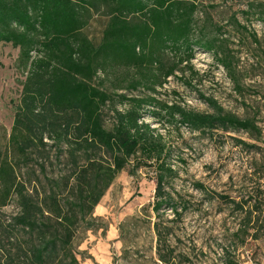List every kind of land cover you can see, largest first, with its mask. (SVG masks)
Returning a JSON list of instances; mask_svg holds the SVG:
<instances>
[{
  "label": "trees",
  "instance_id": "obj_1",
  "mask_svg": "<svg viewBox=\"0 0 264 264\" xmlns=\"http://www.w3.org/2000/svg\"><path fill=\"white\" fill-rule=\"evenodd\" d=\"M198 2L0 0V50L19 49L27 70L0 155V208L14 202L19 211L1 229L7 240L1 264H80L74 249L79 231H105L94 216L102 198L119 174L142 170L153 173L156 185L150 209L158 261L195 264L194 250L177 253L172 246L182 242L177 224L190 210L175 189L187 162L153 123L164 117L178 130L187 127L209 139L219 131H243L258 141L261 132L253 120L226 113L213 98L201 96L212 113L156 105L157 89L192 61L196 49L212 53L234 73L227 42L206 34L210 22H198ZM247 9L244 17L264 21V3L249 2ZM101 10L108 21L95 45L85 30ZM233 22L245 29L235 17ZM215 29L222 37L225 27ZM168 55L176 59L172 67L165 64ZM119 73L125 74L122 83L105 88ZM234 141L253 154L246 172L253 186L234 197L195 184L227 208L233 226L215 239L216 257L205 261L209 253L199 252L200 264H241L239 249L264 240V158L258 146ZM48 167L59 170L45 182Z\"/></svg>",
  "mask_w": 264,
  "mask_h": 264
},
{
  "label": "rangeland",
  "instance_id": "obj_2",
  "mask_svg": "<svg viewBox=\"0 0 264 264\" xmlns=\"http://www.w3.org/2000/svg\"><path fill=\"white\" fill-rule=\"evenodd\" d=\"M249 2L261 4L264 0L198 2V22H210L206 34L216 35L227 42L228 59L232 62L234 73L225 69L212 53L196 49L192 61L184 63L180 71L153 95L157 106L178 105L198 113H212L201 96L213 98L226 113L241 119H251L261 130L258 141L243 131H219L209 139L191 134L187 127L178 130L166 123L164 117L161 123H153V127L162 130L170 145L183 150L187 162L181 167L175 189L183 195L190 210L184 216L183 223L177 224L182 242L175 241L172 246L177 253L194 250L198 257V260L193 259L195 264L203 260L199 255L201 250L205 254L209 253L205 261L216 257L215 254L220 250L215 239L227 228L233 227L227 208L219 201L211 200L210 194L194 189L195 184H203L208 192L234 197H239L246 188L253 186L250 178L246 177L253 154L249 155L247 150L237 148L234 139L258 146V157L264 158V21L242 15L248 11ZM234 17L245 29L232 25ZM107 21L104 10L92 16L85 34L95 45L100 44ZM222 26L225 29L221 37L215 27ZM173 56L168 55L166 58L167 67L174 65L176 59ZM26 75L19 49L3 45L0 50V155H4L8 146ZM136 75L134 73L133 76ZM124 76L119 73L110 77L105 88L119 85ZM141 93L144 94L142 90ZM58 170V167H48L44 181L52 179ZM155 188L151 171L142 170L136 176H130L128 171L119 174L94 213L106 230L79 231L74 248L79 263L160 264L156 254V236L152 229L154 218L150 209ZM18 212L14 202L0 208V248L1 245L7 246L1 229L7 227ZM1 252L0 249V264ZM237 256L241 264H264V240H249L239 249Z\"/></svg>",
  "mask_w": 264,
  "mask_h": 264
}]
</instances>
